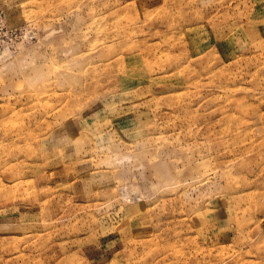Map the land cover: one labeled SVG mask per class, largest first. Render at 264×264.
Wrapping results in <instances>:
<instances>
[{"label":"rangeland","instance_id":"rangeland-1","mask_svg":"<svg viewBox=\"0 0 264 264\" xmlns=\"http://www.w3.org/2000/svg\"><path fill=\"white\" fill-rule=\"evenodd\" d=\"M0 264H264V0H0Z\"/></svg>","mask_w":264,"mask_h":264}]
</instances>
